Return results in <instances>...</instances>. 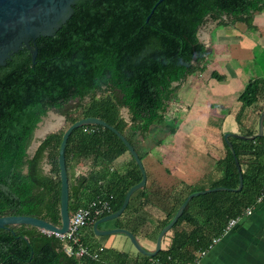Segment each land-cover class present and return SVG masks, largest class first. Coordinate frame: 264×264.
<instances>
[{"label":"trees","instance_id":"1","mask_svg":"<svg viewBox=\"0 0 264 264\" xmlns=\"http://www.w3.org/2000/svg\"><path fill=\"white\" fill-rule=\"evenodd\" d=\"M157 1L75 0L72 14L59 29L36 39L35 64L30 43V48L23 45L0 65V216H32L54 225L60 223L58 150L63 132L82 118L108 123L142 160L136 144L147 139L152 127L161 126L159 132L167 130L170 134L178 129L179 120L171 118L168 110L178 89L173 84L206 70L209 49L197 36L206 18L218 22V26L241 22L250 28L253 16L264 11V0H163L150 15ZM211 76L218 81L223 78L214 72ZM238 101L242 109L264 101V79L250 80ZM122 109H127L129 121L122 117ZM50 110L62 115L65 125L47 134L29 157L27 150L37 123ZM255 132L241 131L247 136ZM228 140L240 172L221 137L222 155L215 164L217 178L209 186H187L173 192L170 207L162 209L166 214L163 224L172 219L189 194L218 187L229 190L193 197L164 236L169 237L167 247L154 257L141 255L146 264H193L212 239L223 234L229 219L241 216L264 199V134L254 140ZM125 154L129 156L127 164L116 166ZM44 157L50 165L47 174L41 169ZM80 160L89 162V171L72 184L70 168ZM65 162L70 213L97 198L107 200L111 207L110 213L94 222L116 212L127 190L142 178L121 140L97 125L71 132ZM239 174L243 185L236 191ZM144 190L137 192L144 196ZM127 210L128 206L119 222ZM93 223L83 228L81 238L96 251L99 245L91 239ZM119 226L125 227L122 223ZM83 231H87L85 236ZM63 247L53 234L35 227L0 229V264L101 263L102 252L97 260L75 259L66 255Z\"/></svg>","mask_w":264,"mask_h":264},{"label":"crops","instance_id":"2","mask_svg":"<svg viewBox=\"0 0 264 264\" xmlns=\"http://www.w3.org/2000/svg\"><path fill=\"white\" fill-rule=\"evenodd\" d=\"M202 39L199 37L200 43L209 49L206 70L173 84L178 85L179 91L194 87L192 90L197 93L193 103L177 98L170 102L169 109L175 102L180 104L177 131L174 134L157 132L158 135H148L146 140L136 144L146 173L144 196L140 191L135 192L121 222L118 217L107 221L113 223L112 226H106L105 222L98 228L126 229L147 252L155 250L159 233L155 240L154 233L156 228H160V232L165 226L166 214L162 209L170 207L172 193L187 186H209L217 178L215 164L222 155L221 137L226 133L243 135L241 131L247 129H255L254 134L258 132L264 101L242 109L238 96L250 80L264 79V11L253 16L250 28L241 22L226 27L215 22L213 34L208 35L207 41ZM213 72L222 76V80L213 78ZM197 97L207 101L199 103ZM128 159V154L123 155L116 166H125ZM88 171V161L73 162L69 172L72 184ZM86 233L83 231V236ZM91 239L102 248L100 264L147 263L123 234L97 236L94 233ZM168 243L169 237H163L161 249ZM193 264H264V199L252 207L250 215L241 216L232 229L200 253Z\"/></svg>","mask_w":264,"mask_h":264},{"label":"water","instance_id":"3","mask_svg":"<svg viewBox=\"0 0 264 264\" xmlns=\"http://www.w3.org/2000/svg\"><path fill=\"white\" fill-rule=\"evenodd\" d=\"M75 0H0V65H4L5 61L9 58L10 54L17 52L24 45L27 48H30V43L33 44V50L31 55L32 64H35V58L37 50L35 47V41L42 36H51L54 34L55 30L59 28V22L64 23L69 19L72 14V5ZM163 0H158L153 6L150 15L152 14L155 7L162 2ZM149 15V16H150ZM147 17V20L149 18ZM199 32V30H198ZM198 36V33H197ZM199 40V36H198ZM200 42V41H199ZM175 84V83H174ZM127 110V109H126ZM51 114V110L46 113L44 117L41 118L40 122L37 123V126L33 133V139L30 146L27 150V155L32 156L36 148L39 146L44 137L49 134V131L53 128L45 131L41 136L37 135L38 128L40 127L44 118ZM63 123L65 119L63 116L59 117ZM263 118H264V107L261 111L258 123V132L250 136L240 135V134H230L226 133L223 135V138L234 157V162L236 164L237 170L240 172V166L238 160L235 156V152L231 143L229 142V137L254 140L257 137L262 136L263 134ZM85 125H97L103 128L109 129L113 132L127 148L128 153L134 159L137 164L142 178L140 182L131 186L124 197L121 207L114 213L104 216L97 220L93 224L94 233L97 236H107L112 234H123L125 235L133 247L142 255L147 257H154L161 250V243L164 235L173 227L178 218L182 215L183 210L185 209L187 203L193 198L201 194H205L215 190H229L223 187L207 189L203 191H197L189 194L185 200L178 207L176 213L172 219L160 230L155 243V250L153 252H147L137 241L135 236L128 230L123 228H116L112 230H100L98 225L111 221L120 217V215L125 211L128 206L131 196L142 189L146 184V173L143 167L142 161L139 158L134 147L129 143V141L115 128L110 126L105 121L99 118H82L73 124L69 125L66 130L63 132L61 137V142L58 150V170H59V179H60V223L54 225L51 222L44 220L42 218H36L32 216H23V215H7L0 216V229L8 228L9 226H20L26 225L35 227L43 233L46 234H64L68 230L69 226V179L67 174L66 162H65V148L69 135L74 129ZM51 133V132H50ZM39 139L34 142L35 139ZM243 178L239 174V184L236 191L241 190Z\"/></svg>","mask_w":264,"mask_h":264},{"label":"built area","instance_id":"4","mask_svg":"<svg viewBox=\"0 0 264 264\" xmlns=\"http://www.w3.org/2000/svg\"><path fill=\"white\" fill-rule=\"evenodd\" d=\"M111 207L107 200L97 198L91 201L86 207L79 208L73 213H70L68 230L64 234H54L59 240L64 243L63 250L66 255L75 259H92L97 260L102 248L99 247L96 251H91L81 238L83 228L89 226L94 220L102 215L110 213ZM252 213V207L247 208L243 215H250ZM229 219L224 233L232 229L238 219L241 217ZM218 238H213L209 248L217 242ZM203 253V252H201Z\"/></svg>","mask_w":264,"mask_h":264},{"label":"rangeland","instance_id":"5","mask_svg":"<svg viewBox=\"0 0 264 264\" xmlns=\"http://www.w3.org/2000/svg\"><path fill=\"white\" fill-rule=\"evenodd\" d=\"M228 20L230 21L231 19H228ZM214 23L215 22L212 21L211 19L206 18L205 23L200 27L199 32H198V36L201 39L203 38L202 39L203 41H207L206 38L208 37V35L213 34V24ZM234 23H236V22H234ZM219 73H221V72L219 71ZM213 83H214V81H213ZM193 88L194 87H190V88H186L185 90H180V91L177 89V91L174 94V98H177L181 102L193 103L195 101V96L197 95V93H195V91L192 90ZM196 99H197V101H199V103H204L205 101H207V100H201L200 101L199 97H197ZM87 100L88 99H85V102ZM75 103L76 102H73L72 104L74 105ZM179 108H180V104H178L176 102L171 104L170 109H169V105H168V110L170 112L171 118L177 117V115L179 113ZM121 115L126 121H129V114H128V111L126 109H122ZM60 116L61 115L59 113L51 110V114L44 118V120L42 121L38 130L42 129L43 127H47V126L53 127V129L50 130L49 133L50 132L53 133V132H56V131L62 129L64 127L65 123H63V121L60 120V118H59ZM160 127L161 126L152 127V131H150V133L148 135H150V136H152V134L158 135L157 132H159L158 129H160ZM165 131L168 132L167 130H165ZM154 139L156 141L157 137H155ZM154 139L152 141L150 140V143L154 142ZM38 140L39 139L37 138V139H35L34 142H36ZM41 169H42L43 173H45V174H47L50 170V165L48 164L46 157H44L43 160L41 161ZM112 225H113V223L107 222L106 226H112Z\"/></svg>","mask_w":264,"mask_h":264},{"label":"bare ground","instance_id":"6","mask_svg":"<svg viewBox=\"0 0 264 264\" xmlns=\"http://www.w3.org/2000/svg\"><path fill=\"white\" fill-rule=\"evenodd\" d=\"M51 128H53V127H49V126L43 127L42 129L38 130L37 135L41 136L45 131H47V130H49Z\"/></svg>","mask_w":264,"mask_h":264},{"label":"flooded vegetation","instance_id":"7","mask_svg":"<svg viewBox=\"0 0 264 264\" xmlns=\"http://www.w3.org/2000/svg\"><path fill=\"white\" fill-rule=\"evenodd\" d=\"M60 24H61V22H59V25H60ZM59 28H60V26H59ZM59 28H58V29H59ZM58 29H56V30H58ZM56 30H55V31H56ZM54 33H55V32H54ZM61 116H62V115H61Z\"/></svg>","mask_w":264,"mask_h":264}]
</instances>
